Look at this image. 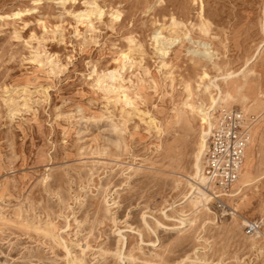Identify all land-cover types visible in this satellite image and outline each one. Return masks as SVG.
Returning a JSON list of instances; mask_svg holds the SVG:
<instances>
[{
	"label": "rangeland",
	"instance_id": "1",
	"mask_svg": "<svg viewBox=\"0 0 264 264\" xmlns=\"http://www.w3.org/2000/svg\"><path fill=\"white\" fill-rule=\"evenodd\" d=\"M159 31L178 36L165 55ZM205 71L244 84L211 122L240 108L249 130L210 212L184 200L200 131L185 86L208 104ZM246 179L252 234L228 196ZM263 228L264 0H0V264H264Z\"/></svg>",
	"mask_w": 264,
	"mask_h": 264
},
{
	"label": "bare ground",
	"instance_id": "2",
	"mask_svg": "<svg viewBox=\"0 0 264 264\" xmlns=\"http://www.w3.org/2000/svg\"><path fill=\"white\" fill-rule=\"evenodd\" d=\"M90 11H91V9H90ZM15 14H19V13L17 12ZM203 26H204V24H203ZM175 27H176V25H175ZM160 32L161 31L155 32L154 35H152V36H153V39L155 40V42H158L157 43L158 47H156L157 48L156 50H158L161 53V55H165L166 53H168L167 51H169L168 48H170L171 45L176 40L178 41V36L176 34H174L173 36H169V38L167 36L166 37L164 36L165 38L163 40V38H161V36H160ZM173 32H174V30H173ZM203 32H205V31H203ZM175 33H177L176 30H175ZM202 45L205 46V49L203 51V53H204L203 56H206L210 60L212 58V55L209 53L210 51L208 50L207 44L206 43H202ZM261 48H262V45L258 47V50L256 52H260ZM253 58H255V57H253ZM122 65H123V63H122ZM251 70L252 69H250V68H241L238 71H228L226 73L224 72L225 74L223 73L224 75L222 77H223V79L232 78L234 76H241L242 78H245L246 75L248 73H250ZM115 71H116V69H115ZM208 75H209V73H208ZM208 75H207V72L206 71L203 72L202 75L199 77L200 82H198L197 85L195 84L197 86V89L199 91H201L203 94L205 93V95L207 94V97L209 99L208 104L202 103V101H200L198 104H195L191 100V99H193V94H194L193 91L191 90V88L189 87V85H186L185 86L186 91H187V99L184 102V105H185L184 107H186L187 112L190 113V117H191L192 120H196L197 119L199 121L198 124H199L200 131H199V135H198L199 136V139H198V144H197V151H196V154H195L194 174L191 176V179L193 181L186 180V183L189 185V191L185 194L184 200H186L193 207V209L195 211L196 210H202V209H204V210H207V211L210 212L208 203L211 201V199H213L214 197H216V195H212L211 192L216 193V191H214V187L211 184L208 183V181L206 179V176H204V174L201 171L202 169H201L200 158H201V156H203L202 153H203V149L205 147L206 138H207V135L209 133V129L211 128V125H212L211 120H212L213 110L215 108H217V106H220L222 103H224L227 99H229V98H232V99L235 98V96H237L238 94H240L239 101H241V103H242V101H244L245 96L242 93H240V89L244 85L243 82L239 81L236 84V86H234V88L232 90H227L226 89V90L223 91L220 88V84L217 82V77L216 78L215 77L214 78L211 77L212 78L211 79V78L208 77ZM207 77H208V79H207L208 81L205 83L204 82V79L207 78ZM241 77H240L239 80H241ZM114 79H113V81H114ZM151 80L153 81V79H151ZM184 81H183V83H184ZM105 84H107V83H105ZM101 85H103V84H101ZM111 87H113V85H111ZM117 87H119V86H117ZM108 88H106V89H108ZM129 102L130 101H128V103ZM152 119H153V117H152ZM149 121H151V120H149ZM151 125H153V123ZM248 181H249V179H246L245 181L240 180L239 183H238V186H237V188L235 190V192L232 193V194H228V196H233V198H234L233 199V206L231 207V212L230 213H231V215L234 218H239L241 220L242 224H248L249 223V220L243 219L236 212V209H235L236 208V201L238 200L239 197L242 196V194L239 195V196H236V195L239 192V190H241L242 187L245 186L248 183ZM183 220L184 219L181 218L180 219V222L181 223H184L185 221H183ZM49 230H52V229H49ZM262 231L264 232V228L262 229ZM263 232H261V231L258 230L256 232L257 233L256 235L260 236ZM262 237H263V235H262ZM67 253H68V250H67ZM73 258L75 259V256ZM70 262H72V261L70 260Z\"/></svg>",
	"mask_w": 264,
	"mask_h": 264
},
{
	"label": "built area",
	"instance_id": "3",
	"mask_svg": "<svg viewBox=\"0 0 264 264\" xmlns=\"http://www.w3.org/2000/svg\"><path fill=\"white\" fill-rule=\"evenodd\" d=\"M246 115L240 108H225L209 129L201 171L220 193L227 194L239 176L249 139ZM258 227L256 221L251 222L246 233L252 234Z\"/></svg>",
	"mask_w": 264,
	"mask_h": 264
},
{
	"label": "snow or ice",
	"instance_id": "4",
	"mask_svg": "<svg viewBox=\"0 0 264 264\" xmlns=\"http://www.w3.org/2000/svg\"><path fill=\"white\" fill-rule=\"evenodd\" d=\"M93 7H96V5H93ZM100 15L103 16V15H104V12L101 11V12H100ZM115 19L119 20V19H120V16H119V15H116V16H115ZM173 24H175V19H173ZM89 26H90V25H89ZM45 30H46V29H45ZM25 43H27V41H25ZM130 43H132L131 39H130ZM124 59L127 60V59H128V56L125 55V56H124ZM33 63H35V61H33ZM110 75H112L113 78H115V74H110ZM94 78H95L94 76H90V77H89V80H92V79H94ZM99 83H100V81H97V85H99ZM125 99L127 100V97H125Z\"/></svg>",
	"mask_w": 264,
	"mask_h": 264
}]
</instances>
